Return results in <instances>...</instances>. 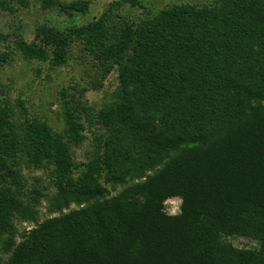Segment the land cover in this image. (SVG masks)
Instances as JSON below:
<instances>
[{"label":"trees","instance_id":"obj_1","mask_svg":"<svg viewBox=\"0 0 264 264\" xmlns=\"http://www.w3.org/2000/svg\"><path fill=\"white\" fill-rule=\"evenodd\" d=\"M15 1L1 11L30 4ZM40 2L63 20L36 26L31 42L0 34V66L18 51L62 67L82 40L119 88L78 175L80 109L65 101L60 134L0 97V264H264V0L173 5L138 23L109 10L82 26L90 0ZM23 166L48 172L58 216L38 223ZM15 220L37 225L20 233Z\"/></svg>","mask_w":264,"mask_h":264},{"label":"rangeland","instance_id":"obj_2","mask_svg":"<svg viewBox=\"0 0 264 264\" xmlns=\"http://www.w3.org/2000/svg\"><path fill=\"white\" fill-rule=\"evenodd\" d=\"M90 1V14L81 18L80 26L99 19L109 10L115 12L112 14L114 19L123 17L138 23L154 18L161 10L173 5L194 3L204 6L214 4L218 0H138L139 5L136 7L124 0ZM10 2L14 4L13 6L20 7L15 0H10ZM28 2L30 3L28 8L18 13H9L0 9V34L9 35L11 38L16 31L31 42L35 37L36 26L44 23L55 25L63 20L54 12L42 10L40 0H28ZM86 47L87 45L82 40L73 43L68 51L67 63L62 67L55 66L51 60L46 63L36 60L28 61L18 51H15L9 63L0 66V97L8 99L17 112L21 111L19 103H23L25 112L21 117L22 121L26 118L40 120L46 122L56 133L62 134L66 129L65 101L69 102V106L80 109L79 115L85 130L83 143L73 148L74 161L79 166V170H75L76 175L82 170L81 166L91 159L94 151V138L105 133L98 123L97 114L105 105L114 101L119 88L117 72H107L108 67L87 51ZM19 175L26 183L25 193L29 202L39 213L38 223L58 216V213L49 212V200L55 192L52 188H49L48 192L42 189L49 183L48 172L23 166ZM35 189L45 193L38 202L32 198ZM180 206L179 199L169 200L165 204L166 211L170 215L178 214ZM14 224L20 233L25 232L26 234L37 225L18 220H15ZM228 241L238 248L250 249L258 246L255 241L245 238H230ZM17 242L20 240L18 239Z\"/></svg>","mask_w":264,"mask_h":264}]
</instances>
